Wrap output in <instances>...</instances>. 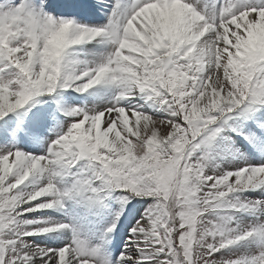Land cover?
I'll return each mask as SVG.
<instances>
[{"label": "snow or ice", "instance_id": "snow-or-ice-1", "mask_svg": "<svg viewBox=\"0 0 264 264\" xmlns=\"http://www.w3.org/2000/svg\"><path fill=\"white\" fill-rule=\"evenodd\" d=\"M0 264H264V0H0Z\"/></svg>", "mask_w": 264, "mask_h": 264}]
</instances>
